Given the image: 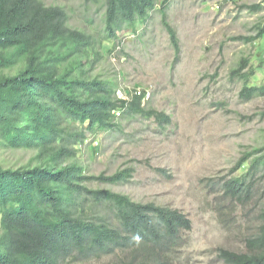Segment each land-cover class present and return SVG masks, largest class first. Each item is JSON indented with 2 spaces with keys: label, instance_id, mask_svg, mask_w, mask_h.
Instances as JSON below:
<instances>
[{
  "label": "trees",
  "instance_id": "1",
  "mask_svg": "<svg viewBox=\"0 0 264 264\" xmlns=\"http://www.w3.org/2000/svg\"><path fill=\"white\" fill-rule=\"evenodd\" d=\"M157 1L104 0L98 38L70 26L71 14L58 5L0 0V149L33 153L24 166L0 163V264H62L118 252L129 256L124 264H177L183 234L192 228L186 215L99 187L126 182L132 169L92 175L81 162L86 147L96 153L95 137L120 129V116L154 118L160 127L171 123L168 115L145 108V93L122 100L117 78L96 71L108 42L123 29L135 30L157 8L178 52L164 13L169 0ZM245 8L257 12L262 6ZM257 29L247 41L264 36V24ZM242 77L241 98L264 92ZM233 170L245 173L224 181L223 195L247 200L264 171V147L244 153ZM218 252L223 264H264V224L246 239L245 251Z\"/></svg>",
  "mask_w": 264,
  "mask_h": 264
},
{
  "label": "rangeland",
  "instance_id": "2",
  "mask_svg": "<svg viewBox=\"0 0 264 264\" xmlns=\"http://www.w3.org/2000/svg\"><path fill=\"white\" fill-rule=\"evenodd\" d=\"M41 1L67 9L70 26L103 37L104 0ZM250 5L262 9L245 8ZM164 13L178 38L177 53L157 8L135 30L123 29L108 42L96 71L117 78L119 96L145 93V108L171 123L120 116V129L95 137L96 153L86 147L81 162L92 175L132 169L126 182L99 187L186 215L192 228L183 234L177 264H223L219 249L245 251L246 239L264 224V171L247 200H229L221 188L244 175L233 170L244 153L264 147V92L249 100L239 96L244 74L258 92L264 87V36L247 41L264 24V0H169ZM242 60L246 64L231 75ZM32 157L31 151L0 149L4 166H24ZM128 258L118 252L62 264H124Z\"/></svg>",
  "mask_w": 264,
  "mask_h": 264
},
{
  "label": "built area",
  "instance_id": "3",
  "mask_svg": "<svg viewBox=\"0 0 264 264\" xmlns=\"http://www.w3.org/2000/svg\"><path fill=\"white\" fill-rule=\"evenodd\" d=\"M136 94L139 95L140 92H138V93H136ZM119 98H121L122 100H127V97H126V96H119ZM114 114H115L116 117H119V115H120L118 111L115 112Z\"/></svg>",
  "mask_w": 264,
  "mask_h": 264
},
{
  "label": "clouds",
  "instance_id": "4",
  "mask_svg": "<svg viewBox=\"0 0 264 264\" xmlns=\"http://www.w3.org/2000/svg\"><path fill=\"white\" fill-rule=\"evenodd\" d=\"M118 97H119V95H118ZM128 99V98H127Z\"/></svg>",
  "mask_w": 264,
  "mask_h": 264
}]
</instances>
